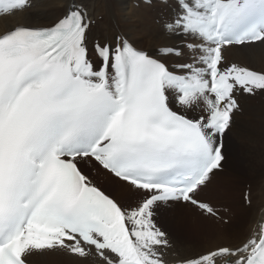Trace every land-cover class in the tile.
<instances>
[{"label":"snow or ice","instance_id":"snow-or-ice-1","mask_svg":"<svg viewBox=\"0 0 264 264\" xmlns=\"http://www.w3.org/2000/svg\"><path fill=\"white\" fill-rule=\"evenodd\" d=\"M141 3L162 7L139 36L98 32L90 0H70L50 25L0 32V264H166L156 209L213 211L200 194L224 169L244 101L264 94V68L230 59L264 52V0ZM28 7L0 0V16ZM113 180L139 199L123 202ZM220 256L264 264V227L186 264Z\"/></svg>","mask_w":264,"mask_h":264},{"label":"bare ground","instance_id":"bare-ground-1","mask_svg":"<svg viewBox=\"0 0 264 264\" xmlns=\"http://www.w3.org/2000/svg\"><path fill=\"white\" fill-rule=\"evenodd\" d=\"M132 1L138 0H90V3L95 5L96 14L103 18L98 25L97 31L110 32L114 29V26H118L121 31H126L132 36H139L142 35L144 29L155 28L154 17L157 15V11L162 5L155 4L154 7L150 9L145 7L142 3L140 7H136L131 3ZM69 2L70 0H31V7L16 12L11 16L0 17V32L6 31L16 24L32 26L50 25ZM230 59H234L240 63H247L257 69L264 68V52L259 50L250 52L235 51ZM262 96H264V94H262ZM258 103L259 100L253 101L250 97L244 101L241 113L236 115L235 124H233L231 132L228 133L224 139L226 153L225 163H228L227 155L230 153H234V156L240 159L241 162L239 166H236L239 171L235 173V176H243V178H245L244 180H246L245 184L248 185L249 189V206L246 207L243 203L233 205L232 207L228 204L226 205L228 206V214L236 216L238 226L234 229L231 225L221 224L211 216L201 214V216H197L199 220L198 223L201 222L202 225L210 229L209 231L214 234V241L211 240L212 244L209 246H202L199 244L193 246L184 242L176 234V232L189 220V218L187 220L186 215L189 216L191 211L189 212V210L184 208V206L188 204L176 203L166 206L164 211L159 207L157 214L160 220L164 218L165 223H169L165 227L171 243L165 255L168 260L187 259L197 256L200 253L225 247L226 245L235 248L250 235L249 233L251 232L252 226L257 221L261 220L264 214V103L261 101L258 106H255V104ZM251 124H253L252 130L254 132H257L259 129L258 139V135L255 136L253 131L251 133L249 132ZM230 134L235 138L237 146H234L231 141L228 142ZM254 141H256L254 147L256 152L252 153V151H250L251 153L247 152V155L240 156L244 142L253 143ZM220 174L222 173L219 172L212 178V182L204 191L210 190V188L214 186L213 184H215V180L219 178ZM216 176L218 177L215 179ZM231 181L224 180L221 182V188H219V193L217 195L230 198L231 194L229 193L232 189ZM110 188L115 189L117 195H121L122 197L124 194L125 196L131 197L137 194L130 191L122 182H117L115 180L110 183ZM125 189L128 191H125ZM218 204L225 205L223 202ZM188 206L192 210L196 209L190 205ZM221 215L224 216L223 213ZM33 259L35 260V258ZM46 264H97V260L92 256L80 258L75 254H64L47 258Z\"/></svg>","mask_w":264,"mask_h":264},{"label":"rangeland","instance_id":"rangeland-1","mask_svg":"<svg viewBox=\"0 0 264 264\" xmlns=\"http://www.w3.org/2000/svg\"><path fill=\"white\" fill-rule=\"evenodd\" d=\"M261 101H262V103H264V101L262 99V100H259V103L255 104V106H258ZM252 127H253V124L250 125V130H249L250 133L253 131ZM253 133L255 134V136L258 135L257 136V139H258L259 138V129L257 130V132L253 131ZM229 141H231L234 146H237V142H236L235 138L232 137V134H230L229 137H228V142ZM255 143H256V141H254L253 143L244 142V144L242 145V149L243 150H242L240 156H244L245 154L247 155V152L251 153L250 151H252V153L256 152V150L254 148L255 147ZM260 147H261V145H260ZM233 158H234V160H233ZM227 160H228L229 164L225 163L224 171H221L222 174H220L219 178H217L218 176L215 177V179L216 178L217 179L215 180V184H213L214 186H212L210 188V190L202 192L200 194V196H201L200 198L202 200H208L211 203L215 202L214 204H218V203H222L223 202V203H225V205L228 204L229 206L232 207L233 205H238V204L243 203L242 190H245L247 185L245 184L246 180H244L245 178H243V176H240V175H238L237 177L235 176L236 175L235 173H237L239 171V169H237L236 166H239V164L241 162L240 159H238V157L236 158V156H234V153H232V154L230 153V154H228ZM233 168H235V169H233ZM234 170H237V171H234ZM240 174H242V173H240ZM224 180H230V181L232 180L231 181V188L232 189H231V191L229 193V194H231L230 198H224L221 195H217L219 193V188H221V184H222L221 182H223ZM106 182H107V178L105 179V181L102 184H105ZM110 190L119 199H121L123 202L127 201V199L125 197H131V196H125V194L123 195V197L121 195L118 196L117 193L115 192L116 191L115 189L110 188ZM125 191H128V190L125 189ZM226 202H228V203H226ZM165 207L166 206H161V210L164 211ZM184 208L186 210H189V212L191 211L189 216L186 215L187 220L189 218L190 221L188 220L183 225V227H181L176 232L177 236L179 238H181L184 242L188 243L189 245H193V246H196L195 244H199V245H202V246L211 245L212 244L211 240L214 241V239H213L214 234L211 231H209L210 229L208 227H206L205 225H202L201 222L198 223L199 220H198L197 216H201L202 213L198 212L196 209L192 210L191 208H189L188 205L184 206ZM230 219H231L230 217H227L226 219L218 220V222L221 223V224H224V225L225 224L226 225H231L234 229H236V227L238 226L237 219L234 218L232 221ZM161 223H163L165 225V227H166L167 224H169V223H165L164 218L163 219L161 218Z\"/></svg>","mask_w":264,"mask_h":264}]
</instances>
